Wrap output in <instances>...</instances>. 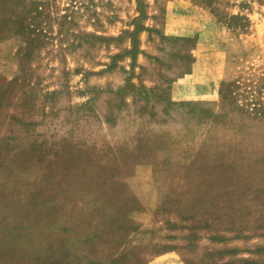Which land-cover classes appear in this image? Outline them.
<instances>
[{"label": "rangeland", "instance_id": "1", "mask_svg": "<svg viewBox=\"0 0 264 264\" xmlns=\"http://www.w3.org/2000/svg\"><path fill=\"white\" fill-rule=\"evenodd\" d=\"M0 264H264V0H0Z\"/></svg>", "mask_w": 264, "mask_h": 264}]
</instances>
